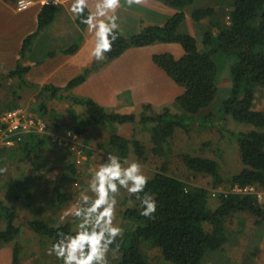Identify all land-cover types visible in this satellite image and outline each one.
<instances>
[{"label":"trees","instance_id":"trees-1","mask_svg":"<svg viewBox=\"0 0 264 264\" xmlns=\"http://www.w3.org/2000/svg\"><path fill=\"white\" fill-rule=\"evenodd\" d=\"M5 1L15 5L17 0ZM192 1L147 0L143 6L138 7V11L141 13L147 11L145 15L149 12V17L155 24L143 26L139 32L129 36H124L118 31L119 38L114 42L112 51L106 54V59L94 61L90 68L84 69L63 87L50 84L39 86L26 77L33 65L40 63L33 64L30 60L34 56L28 57L34 38L53 22L59 5L43 4L37 14L36 30L22 41L18 63L12 68L0 65L1 79H16L20 87L38 88L39 93H49L55 99L68 100L70 106H84L88 116L86 120L82 115L76 114V111L71 112L75 124L72 131L76 136L85 135L87 126L103 129L108 134L104 144L109 148L110 154L116 155L121 161L135 154L140 161L145 155L144 145L136 139H128L116 133L113 124L134 123L136 129L150 130L152 152L162 155L163 144L177 129L188 131L217 124H214L216 119H213L212 114L205 116L198 114L217 95L218 68L215 55H225L230 62L229 94L222 102L223 111L218 121L230 116L234 122L250 126L246 131H230L237 143L241 170L224 176L220 174L219 163L209 157L187 153L181 155L189 173L196 177H208L211 189L228 186L225 191L217 193L218 203L214 208L208 206L209 189L206 186L191 187L164 170L155 173L148 179L145 188V193L150 194L157 202L154 218L149 219L140 214L141 203L134 195H128L126 198L128 202L133 203L122 213L126 225L123 227L122 239H118L120 247L115 253L117 264H206L210 257L224 249L231 238V219L234 216L248 217L257 227L264 224V203L256 193L243 192L244 188L250 187L264 189V111L253 109L255 93L257 89L264 87V0H232L227 25L211 20L202 21L205 17L212 16L213 8L194 10L191 14L193 34L180 33L179 27L185 21L184 7ZM85 11L89 14L87 9ZM76 24L80 29L85 27L78 17ZM77 40L78 42L75 41L61 52L67 55L76 53L83 36ZM155 42L177 43L184 51L180 58H175L171 53H162L154 54L152 60L183 88V93L176 101L185 113L183 118L190 116L194 118L192 122L185 121L182 116L172 114L166 108L157 112L149 104L142 106L139 119L136 120L134 114L109 112L90 98L72 94L66 97L61 95V92L70 94L72 88L85 82L88 74L105 67L128 48ZM54 55L55 52H49L47 57ZM0 106H4L1 111L18 108L15 101L1 100ZM40 110L43 111L44 107ZM58 117L60 114H55L54 118ZM0 126L5 127L4 124ZM58 126L59 123H56V126L48 125L53 131H56ZM61 142L58 135L56 141L51 144L47 135L29 131L15 135L12 145L0 146V168H5L9 163H19L23 167L26 163L30 164L29 170L21 168L18 172L19 177L12 181H3V174H0V188L14 187L12 199L9 198L8 201L0 199V222L5 221V228L0 230V247L15 242L11 250V264H22L23 254V245L17 241L21 226L15 224L18 209L13 206L14 201L16 203L20 198L17 192L23 193L26 201H32L37 194H44L46 189L44 187L47 186L49 190L45 194L48 196L45 197L50 207L54 205L66 207L71 201L69 188L60 185L62 180L52 178L51 181H46L40 170L50 165L49 159L54 155L50 152L62 148ZM68 145L70 147L71 143ZM88 152L93 153L91 150ZM55 155L57 159L59 155ZM68 168L75 174L73 163H70ZM49 169L46 173L54 171V168ZM34 172L44 185L40 187V181L37 179L36 186L39 188L37 194H30L29 180L35 175ZM39 213L40 209L37 210V214ZM57 223L60 224L59 229L54 226ZM25 224L44 243H48L49 247L55 242L57 231L74 233L76 230V222L70 217L62 222L60 218L51 222V218L42 215L26 221Z\"/></svg>","mask_w":264,"mask_h":264},{"label":"rangeland","instance_id":"rangeland-1","mask_svg":"<svg viewBox=\"0 0 264 264\" xmlns=\"http://www.w3.org/2000/svg\"><path fill=\"white\" fill-rule=\"evenodd\" d=\"M31 1L32 2L30 6L35 3L34 0ZM64 2L62 0L59 5H62ZM200 2L215 3V0H200ZM138 7L139 6L135 5V7L132 8H135L138 11ZM14 9H16L15 5ZM146 12L147 11H145V13ZM8 21L9 17L0 18V27H2L1 25L6 24ZM56 24L60 28L63 27L62 24H60L59 22H56ZM73 27L74 26H71L70 28ZM70 28H67L66 32L67 36L70 38V43L66 47H63L64 49L73 45L75 41L78 42L76 35L73 34V31ZM198 39L200 40L201 37ZM54 48L57 49L58 47ZM145 48L146 52L153 50V45L149 44L145 46ZM49 49H52V46H49ZM33 58L37 57L34 56ZM18 61L19 59L15 64L7 66V68L14 67L18 63ZM215 62L218 68V71L216 73V86L218 89L217 95L207 107L201 109L198 115L205 116L208 114H212L213 119H216L214 121V124L217 123L218 125L215 124L212 127H205L201 129L192 128L188 131H185L180 128L177 129L175 133L171 136V138H169L168 141L163 144L162 155H157L152 152L153 144L150 140L151 131L146 130L145 133L141 132L142 136H140V139L137 137H133V139H136L138 141L142 140L140 142L145 146L144 158L139 161L137 160L135 154H132L128 159H125L129 162L138 161L141 164L143 174L146 175L148 178L152 177L155 173L164 170L166 173L185 181L191 187L201 185L206 186L209 189L208 206L210 208L216 207L218 203L217 193L225 191L228 186L215 190L211 189L208 177H196L193 174L189 173V171L185 168L182 162L181 155L187 153L193 156L203 155L205 157H209L219 163L220 174L224 176L238 173L242 168V164L240 161L236 140L231 136L230 131H246L250 127L244 125L243 123L234 122L230 116H226V119L224 118L223 120L218 121L223 111L222 102L228 97L229 94L230 62L227 60V57L222 54L215 55ZM106 66L104 72L107 80L109 81L107 93L108 96L111 97V83L114 76L113 72L118 67L111 68L109 64H107ZM75 67L76 65H73V68H71L70 63L67 69H62L60 71L59 69L55 70L56 74L53 75L52 80L58 81L60 83H63L64 81L68 82L70 79L83 72L82 70L77 74H73L75 73ZM139 69L140 68L138 66H134L133 70H130V73L120 75L118 85L120 87H123L137 81V79L140 78V75L137 73ZM72 75L74 76L71 77ZM173 84L175 86H178L176 85V83ZM76 88L77 86L72 88L71 92L73 93V90ZM123 91L124 92L120 96L125 103L136 102V100L142 98V91H139L135 96L133 95L131 90L127 91L126 89ZM61 95L63 97H66L71 95V93L69 94L67 92H61ZM91 95H93V93ZM75 96L81 95L75 94ZM101 96V99L107 105L106 107H110L109 105L111 104H109L110 102L108 96L106 94H102ZM0 99L5 100V102L15 101L18 104V108H15L13 110L17 109L20 111V116H18L22 120H20L22 122V129H27V124L29 122V124L32 123L30 129L39 132V134L41 135H47L48 137H50L51 144L56 141L57 135L59 137V140L62 141V148L59 147L50 152V154H54L49 159L50 165L45 166L44 169L40 170L41 175L45 177L44 180L46 181H51L52 178H58V180H62L60 185H65L67 186V188H69L71 200L70 203L67 204L66 207L62 208L58 205L50 207L46 198L48 194H45L49 190V188H47L46 186L44 187V189L46 188L47 190L45 189L44 194H37V190L39 188L36 186V184L38 181L37 179H39L40 177L38 176L37 178L34 172L35 175H32L29 180L30 183L28 192L30 194L36 193L37 196L33 197L32 201H26L23 193L17 192L19 193L20 198L18 201H16V203L14 201L13 204L14 208L18 209V213L15 218V224L21 226L17 241L21 242L20 244L23 245L22 264H62L56 260L54 255L49 256L46 254V249L49 248V244L46 242L44 243V241L41 240L38 235L29 230L27 226H25V222L34 219L36 216L40 217L42 215H45L46 218H51V222H54L55 219L60 218L64 212L71 211L73 209V206L77 203L81 192L84 191L88 186L91 172L94 171L96 167H98V165L107 162V156L110 153L109 148L104 143L105 139L108 137V134L103 129H97V131H93V129H91V131L86 132L85 135L82 134L80 136H76L72 131L73 125L75 124L71 112H73V110L74 112L75 110L76 112H79V106H70L68 100L64 98L55 99V97H52L49 93H39L38 88L32 89L27 87H20L16 79L0 78ZM148 104L150 105V103ZM173 104V106H164V108L162 109L166 108L171 113L172 109L180 110L176 100ZM40 106L44 107L43 111L40 110ZM1 108H4V106H0V109ZM162 109L155 111L161 112ZM253 109L264 111V87L257 89L255 93V99L253 101ZM136 111L137 107L135 110H132V112L130 110V112L127 113V110H122L121 113L134 114ZM109 112L115 111L112 110ZM7 113L8 111L6 110H0V125H5L3 130L7 128L9 129L7 123ZM55 114H60V117H58L59 119L54 118ZM139 115H134L135 119H139ZM183 119L187 122H192L194 120V118L190 116H186V118ZM56 123H59V126L57 127L58 129L56 130L58 131V133L48 127V125L56 126ZM89 127L93 128L92 126ZM122 127L126 128V130ZM120 128H122V130ZM136 128L134 123L113 124V129L116 133L118 129H120V132L123 131L126 134H129L130 131L133 132V130H140V128ZM69 133H71V135H69ZM95 134L98 135L96 136ZM14 135L15 133L10 134L8 137H4L2 131L0 130V146L2 144H5V140H9V138ZM68 141H70L69 143H72L70 147L68 145ZM98 141L99 144H101L102 146L100 145V147H98ZM88 150H91L93 153H89ZM55 154L59 155L57 159ZM70 163L74 164L75 174L71 173L68 168ZM14 165L16 167H14ZM18 166L20 167L19 169L17 168ZM5 167L7 168V171L3 173L2 180L12 181L14 178L19 177L18 172L21 170V168L25 167L27 170H29L30 164L26 163L23 167L20 166L19 163H9L5 165ZM49 168H54V171H51V173H46V171L50 170ZM62 176H64V178H62ZM25 181L26 178L24 182ZM40 184V187L44 185L42 181H40ZM13 192L14 187H7L4 189L0 188V199H4L5 201H8L9 198L12 199ZM252 192L256 193L260 201L264 203V189L255 188L252 190ZM89 195H91V193H89ZM128 195L129 194L126 190L121 189L119 195L117 196L118 204L116 207V217L114 223L122 228L126 225V220H123L122 213L128 206L133 203L132 201L128 202L126 200ZM39 209L40 213L37 214V210ZM68 217H70V219L73 218L72 216ZM4 228L5 221H1L0 230ZM231 230V238L229 239L228 243L224 246V249L221 252L216 253L215 255L210 257L206 264H264V224L262 226L257 227L253 225L250 218L239 215L234 216L231 219ZM14 243L15 242L6 244L5 247L7 249L12 250ZM109 264H117L115 254L113 255L112 253H109Z\"/></svg>","mask_w":264,"mask_h":264},{"label":"crops","instance_id":"crops-1","mask_svg":"<svg viewBox=\"0 0 264 264\" xmlns=\"http://www.w3.org/2000/svg\"><path fill=\"white\" fill-rule=\"evenodd\" d=\"M34 2L28 9L18 11L14 9L13 4L11 5L5 0H0V18L9 17V21L0 27V64L5 67L11 66L17 62L23 39L36 30L37 14L43 3L42 0H34ZM63 2L62 5H58V10L55 14L56 18L53 22L45 30L40 31L34 38L32 49L28 53L29 58L33 56L37 57L31 58L30 61L33 64L35 62L40 63L39 65L35 63L33 65L34 67L26 74V77L30 81L39 84V86L44 84L51 85L52 83L54 86L63 87L67 83L66 81L60 83L52 80L53 75L56 74L55 70L59 69L60 71L62 69H67L71 63V68H73V65H76V69L74 70L75 73L73 74H77L86 68H90L95 61L90 55L94 48V35L89 33L87 25H85L83 29L77 26L75 20L77 17L70 11L73 0H63ZM95 2L96 0H88L89 6L87 10L89 14L95 11ZM231 2L232 0H215V3H201L200 0H193L191 4L184 7L185 21L180 25L179 32L193 34L192 12L197 9L208 7L213 8V14L211 17H205L202 20L203 22L211 20L221 25H227L229 23L228 11L230 10ZM121 5L116 15L119 17L117 21L119 24L118 31L122 35L129 36L139 32L143 26L155 24V21H152L149 17V12L147 16L145 13H141L135 8H132L135 7V5L131 7L127 6L125 0H121ZM152 8L153 7H151V9ZM56 22L62 24L63 27L60 28ZM71 26L74 27L70 28ZM67 28H70L77 38L83 36V41L78 51L70 55L61 52L64 49L63 47H66L70 43V38L66 33ZM150 45H153V50L147 52L145 50V46L147 45L130 47L118 58L109 63L111 68L118 67L113 72L111 97H109L107 93L109 81L104 72L107 66L97 71H92L88 74L85 82L77 86V88L73 90V93L70 90V93L72 95L80 94L84 98H90L104 107L107 111L114 110L115 112L121 113L122 110H127V113H129L130 110L132 112V110H135L137 107V111L134 113L135 116L139 115L141 107L148 103L154 107V110H161L164 106H173L176 98L183 93V88L178 84H176L178 86L173 84L175 82L153 62L152 56L154 54L171 53L175 58H180L184 54V51L177 43L155 42ZM49 46H52V49H49ZM54 47L58 48L55 49ZM49 52H55V55L53 57H47ZM134 66L140 68L137 72L140 78L134 83L120 87L118 85L120 75L130 73V70H133ZM73 76L74 75L71 77ZM126 89L127 91L131 90L134 96L139 91H142V98L136 100V102L125 103L120 95L124 92L123 90ZM92 93L93 95H91ZM102 94L108 96L109 104H111L109 105L110 107H106V103L101 99ZM178 107L180 110L172 109V113L183 117L185 113L180 106ZM76 113L82 115L84 119H88L84 106L80 105L79 112ZM122 128L120 129L122 130ZM85 129L86 132H90L91 129L97 131V129L90 128L89 126L85 127ZM120 129H118L117 133L128 139H132L133 137L140 139V136H142L141 132H146V130H133V132L130 131L129 134H126L123 131L120 132ZM124 129L126 130V128ZM95 135L97 136L98 134ZM2 246L0 247V264H11L12 251L11 249H7L5 245Z\"/></svg>","mask_w":264,"mask_h":264},{"label":"clouds","instance_id":"clouds-1","mask_svg":"<svg viewBox=\"0 0 264 264\" xmlns=\"http://www.w3.org/2000/svg\"><path fill=\"white\" fill-rule=\"evenodd\" d=\"M49 2L43 0L44 5ZM61 2L51 0L54 5ZM146 2L125 0L129 7L143 6ZM88 6V0H73L70 11L94 35L95 43L90 55L100 62L106 59V54L112 51L114 42L119 38L116 12L122 6L121 0H96L95 11L86 14ZM6 171V167L0 168V174ZM148 179L138 161L122 162L117 156L109 154L107 162L91 172L88 186L81 192L73 209L60 217L62 222L72 216L76 222L75 232L57 231L55 242L46 249V254L54 255L62 264H109V253L114 255L119 250L118 239H122L124 233V229L114 223L120 190H126L140 201L142 216L149 219L155 216L157 202L145 193ZM54 226L60 228L59 223Z\"/></svg>","mask_w":264,"mask_h":264},{"label":"built area","instance_id":"built-area-1","mask_svg":"<svg viewBox=\"0 0 264 264\" xmlns=\"http://www.w3.org/2000/svg\"><path fill=\"white\" fill-rule=\"evenodd\" d=\"M31 2H32L31 0H17L16 4H15V7H16L17 10L22 11L24 9L29 8ZM49 4H52L51 0H50ZM7 115H8L7 123H8L9 129L7 128V129L3 130L4 127L0 126V130L2 131L4 137H8L10 134H14V133H15V135H19V134H22V133H25V132L34 131V130L30 129V126H31L32 123L29 124V122L27 124L28 125L27 129L25 128V130H24V129L21 128L22 127V122H21L22 120L19 118V116H20V111L19 110L16 109V110L8 111ZM14 136H12V137H14ZM11 138H9V140L8 139L5 140V142H4L5 144H2V145H12L13 144V138L12 139ZM252 190H253L252 187L244 188L243 192H249V191H252ZM239 191H240V189H239Z\"/></svg>","mask_w":264,"mask_h":264},{"label":"flooded vegetation","instance_id":"flooded-vegetation-1","mask_svg":"<svg viewBox=\"0 0 264 264\" xmlns=\"http://www.w3.org/2000/svg\"><path fill=\"white\" fill-rule=\"evenodd\" d=\"M145 147V146H144Z\"/></svg>","mask_w":264,"mask_h":264}]
</instances>
